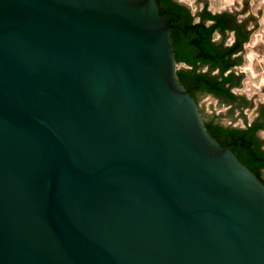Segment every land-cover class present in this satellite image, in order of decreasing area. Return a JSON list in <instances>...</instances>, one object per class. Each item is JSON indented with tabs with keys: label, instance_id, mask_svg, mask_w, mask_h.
Wrapping results in <instances>:
<instances>
[{
	"label": "water",
	"instance_id": "95a60500",
	"mask_svg": "<svg viewBox=\"0 0 264 264\" xmlns=\"http://www.w3.org/2000/svg\"><path fill=\"white\" fill-rule=\"evenodd\" d=\"M0 264H264L156 0H0Z\"/></svg>",
	"mask_w": 264,
	"mask_h": 264
},
{
	"label": "trees",
	"instance_id": "16d2710c",
	"mask_svg": "<svg viewBox=\"0 0 264 264\" xmlns=\"http://www.w3.org/2000/svg\"><path fill=\"white\" fill-rule=\"evenodd\" d=\"M160 14L164 15L172 37V51L176 63H183L188 68L177 70V77L184 89L194 98L204 92L217 98L236 100L231 92L232 73L226 71L235 64L231 59L236 52L233 47L219 48L212 42L216 29L225 30V16L212 14L203 10L194 15L188 8L173 3L172 0H156ZM207 21H213L207 25ZM207 67L209 71L201 72ZM218 69V74L211 72ZM207 131L215 137L222 146L228 147L238 159L248 166L260 179L264 169V151L260 149L253 133L262 125L247 128H227L212 121L204 122ZM262 180V179H261Z\"/></svg>",
	"mask_w": 264,
	"mask_h": 264
},
{
	"label": "rangeland",
	"instance_id": "374dc122",
	"mask_svg": "<svg viewBox=\"0 0 264 264\" xmlns=\"http://www.w3.org/2000/svg\"><path fill=\"white\" fill-rule=\"evenodd\" d=\"M175 1L188 8L195 20L203 10L229 15L245 35V40L233 57L239 60V65L231 69L235 76H239L231 91L240 100L231 103L212 95L198 94L195 99L204 122L212 121L227 128H244L246 123L264 117V0ZM212 40L228 48L234 42V34L230 30L225 34L216 31ZM185 67L177 64V70ZM201 71L209 70L204 67ZM258 138L264 144V131L258 132ZM261 175L264 179V170Z\"/></svg>",
	"mask_w": 264,
	"mask_h": 264
},
{
	"label": "flooded vegetation",
	"instance_id": "af4514ba",
	"mask_svg": "<svg viewBox=\"0 0 264 264\" xmlns=\"http://www.w3.org/2000/svg\"><path fill=\"white\" fill-rule=\"evenodd\" d=\"M173 3H178L176 2L175 0H172ZM220 17L221 16H225L226 18V21H225V25L227 27V29L225 30H219V29H216L215 31H218L220 34H225L228 30H230L233 34H234V42L231 46L229 47H233L234 50H236L235 53L232 54L231 56V59L235 60V64L232 65L231 67H229V69L226 71V73H232L234 75V73L231 71V69L237 65H239V60L238 59H234L233 57L236 55V53L239 51V48L241 47L243 41L245 40V35L242 33L241 29H240V26L239 25H234V22L232 20V18L229 16V15H226V14H218ZM213 21H211L210 24H212ZM214 31V32H215ZM213 42V40H212ZM214 43V42H213ZM216 46H218L219 48H227V46H223V45H219V44H216L214 43ZM209 70V69H208ZM214 71H217L218 73V69L214 70ZM212 71V72H214ZM239 79V76H235L234 75V79L232 80V83H231V88L237 84V81ZM232 92V91H231ZM233 93V92H232ZM213 95V94H212ZM218 99H225L231 103H236L237 101L240 100V98L237 97L236 100H233V101H230L226 98H218ZM218 125V124H217ZM254 125H262L261 128L257 129L256 131H254L253 133V136L255 138V140L258 142L259 146H260V149L264 151V144L263 142L258 138V132L259 131H264V117L263 116H260L257 120L251 122V123H246V126L244 128H247V127H250V126H254ZM264 170V169H263ZM262 172V171H261ZM261 179L262 181H264V179L262 178V175H261Z\"/></svg>",
	"mask_w": 264,
	"mask_h": 264
},
{
	"label": "crops",
	"instance_id": "0c3cea01",
	"mask_svg": "<svg viewBox=\"0 0 264 264\" xmlns=\"http://www.w3.org/2000/svg\"><path fill=\"white\" fill-rule=\"evenodd\" d=\"M195 21H197V20H195ZM211 23V21H207V25H209ZM216 32V31H215ZM214 32V33H215ZM213 33V34H214ZM212 37H213V35H212ZM180 64H183V63H180ZM183 65H185V64H183ZM186 66V65H185ZM185 68H188L187 66L185 67ZM207 68V67H206ZM180 69H184V68H180ZM179 70V69H178ZM201 72H205V71H201ZM211 74L212 75H214V74H218V73H213V72H211ZM204 94H208V95H212V94H210V93H207V92H204ZM212 96H214V95H212ZM215 97V96H214ZM217 98V97H216Z\"/></svg>",
	"mask_w": 264,
	"mask_h": 264
}]
</instances>
